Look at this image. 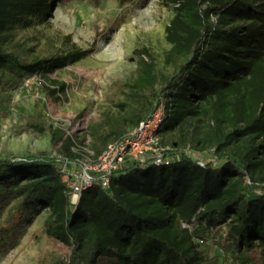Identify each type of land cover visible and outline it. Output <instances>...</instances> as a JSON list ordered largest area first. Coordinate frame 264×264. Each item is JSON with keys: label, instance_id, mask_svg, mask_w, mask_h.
<instances>
[{"label": "trees", "instance_id": "16d2710c", "mask_svg": "<svg viewBox=\"0 0 264 264\" xmlns=\"http://www.w3.org/2000/svg\"><path fill=\"white\" fill-rule=\"evenodd\" d=\"M54 1L0 0V32L33 19L45 23ZM126 1L133 0H121ZM165 4L174 14L166 29L174 71L157 73L146 60L152 56L148 48L135 50L141 71L157 84L150 87L141 75L132 86L131 98L146 101L136 125L163 102L161 131L206 111L209 131L201 138L193 135L187 151L169 145L161 165L125 163L112 175L109 189L95 183L77 205L60 173L62 158H70L67 144L56 157L41 153L0 160V249L15 228L31 226L50 209L55 219L47 233L69 245L71 253L46 255L44 264H218V256L210 255L214 233V244L231 264H264V0ZM90 53L76 48L27 62L0 49V117L7 89L36 75L46 78ZM30 127L55 144L63 141V133L42 115ZM115 134L100 137L107 146ZM204 150L213 159L195 157Z\"/></svg>", "mask_w": 264, "mask_h": 264}, {"label": "rangeland", "instance_id": "374dc122", "mask_svg": "<svg viewBox=\"0 0 264 264\" xmlns=\"http://www.w3.org/2000/svg\"><path fill=\"white\" fill-rule=\"evenodd\" d=\"M173 15L165 0L125 3L121 0H55L45 23L33 19L30 25L21 23L0 32V49L27 62L66 54L76 48L91 50L76 64L46 78L39 75L27 78L20 86L4 92L0 160L41 153L56 157L61 154L62 145L67 144L70 159L91 156L94 162L106 146L100 134L116 132L124 138L137 130L140 125H136V120L146 101L131 98L132 86L141 75L150 87L157 84L143 74L134 52L148 48L152 56L146 60L156 65V72L172 74L174 67L167 59L172 45L167 40L166 29ZM39 115L63 133L62 142L55 144L30 127ZM83 118L85 124L79 125ZM227 120L233 123L230 117ZM210 122L207 111L187 117L173 130H160L161 144L165 149L175 144V150L187 151L192 136L204 137ZM93 126L100 131L92 132ZM115 135H111L107 143L117 141ZM194 155L197 159H213L209 150ZM15 205L16 201L10 203L4 218ZM188 207L187 201L182 216H188ZM54 219L49 209L31 226L15 228L13 236L0 249V264H44L42 259L49 254L68 257L71 247L47 233V225ZM214 235L216 239L217 234ZM215 239L210 240V255L218 256V264H231L214 244Z\"/></svg>", "mask_w": 264, "mask_h": 264}, {"label": "built area", "instance_id": "2783aa9c", "mask_svg": "<svg viewBox=\"0 0 264 264\" xmlns=\"http://www.w3.org/2000/svg\"><path fill=\"white\" fill-rule=\"evenodd\" d=\"M165 119V105L159 103L150 120H145L133 133L118 141L110 142L95 161L85 158H62L60 173L71 192V203L77 205L84 191L99 183L109 189L111 177L125 163L145 164L152 161L161 165L165 161V149L161 145L160 130ZM83 118L79 125H84ZM168 163V161H167Z\"/></svg>", "mask_w": 264, "mask_h": 264}]
</instances>
